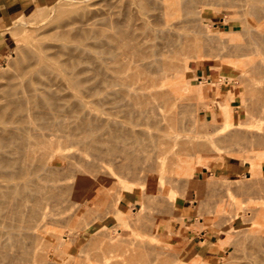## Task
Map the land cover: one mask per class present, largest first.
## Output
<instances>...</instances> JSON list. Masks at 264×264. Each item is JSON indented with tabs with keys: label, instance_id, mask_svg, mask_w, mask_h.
Returning a JSON list of instances; mask_svg holds the SVG:
<instances>
[{
	"label": "rangeland",
	"instance_id": "rangeland-1",
	"mask_svg": "<svg viewBox=\"0 0 264 264\" xmlns=\"http://www.w3.org/2000/svg\"><path fill=\"white\" fill-rule=\"evenodd\" d=\"M132 1L133 0L131 1L130 0H52L51 2H48L46 4L45 3H39V4L34 3V5L30 6L29 8H27L26 10H24L23 12L19 14H14L12 16L0 19V42L6 41L8 44V49H7V52L5 53V57L3 58V60H0V86L2 87V84L6 83L9 76L14 74L17 64L19 62L17 58L18 57L19 59L21 58V56L24 54V53L22 54V52H25L26 48L35 46L36 42L41 39L45 40L46 42L48 41L51 42L52 41L51 38H53L54 35H57L58 32H59L58 35L62 33L67 34L69 33L68 30H70V32L72 33L73 30L71 31L69 27H67L68 29L64 27L71 25L72 29H73V26H74V29H77L79 26L78 24L81 23L80 26L84 25L83 22L87 20H88L87 21L88 23L91 22L90 25L93 23L97 26L96 27L94 25V27H96L95 28L96 30L94 29V27H92L93 25L92 24L91 31H88L86 28H83L82 26L84 30L81 28V31H80V27H79V29L75 31H80V32L76 34V32L73 31L75 33H72V34H75L76 36L77 35L78 36H81V35L88 36L90 32H93V30H95L94 33L95 32L97 33L98 29H100L101 30L99 31L100 33L99 32L97 33L99 35L103 31V28L109 29L110 24L109 23L107 24V22L113 21V22H118L119 24H122L123 26L126 25V27H128L129 30L136 32L135 35L139 31L136 36H138V38L141 37L139 39L141 41H144V44L146 46V24L150 23L149 20H151V18L150 19L147 18L149 22L147 23L145 22V20H147L146 15L148 13H146L147 11L144 12L145 11L144 8H148L149 4L153 5V3H156L157 0L156 1L146 0L148 5L146 1L143 0L144 1L143 5L145 7L144 6L142 7H144L143 8L144 11L141 9L142 7H139L138 10L141 9V13L142 11L144 13L141 14L139 11V14H136L137 19H135L136 16L133 15V13L137 11L136 10L137 7H131ZM135 1L136 0H134L133 2L135 3ZM138 1L141 2V0H138ZM214 1L213 0H201L198 2L195 1L197 3L194 2L195 3L194 7L195 8L197 7V8L196 10L194 9V11L192 9L194 14L192 13L188 15L186 14L187 15L186 16L184 14L186 13L187 9L186 8L184 9V4L182 3V0H181V3H180L181 5L180 4L178 5L179 10L177 9V16L173 19V22L175 21L177 22L178 21L177 19H180L181 22L179 21L177 22V24L183 25V27H185L187 30H185V28L184 29L179 28V29L188 31L186 32V35H188V38L186 39V42H185V45H186L185 58H186L187 64L180 68V71L177 73V78L172 79L171 95L168 96L162 103V109H164L165 111L169 110L174 114V116L175 114L178 116L179 124L176 123L177 122L176 121L174 124H177V125L175 126L178 127V125H181L180 127L184 129V132L188 134L189 137L188 139H186V141L181 142L179 146L176 147V149H174L171 153H169L168 157L164 158V161L166 158L168 160L181 159L183 161V174L179 171L177 174V170L175 168H174V171L173 170L171 171L173 167L168 162L169 171L172 173H168L169 171H168V167L166 163L165 165L167 168L166 169L167 172L166 171L165 172L168 173L169 176L171 174L172 176L175 174L174 175L175 180L172 179V177H170V179H172L171 180L172 182H171L169 179V176L164 178L166 175L165 172H163L164 174L161 173L160 175H157L159 172H157L156 170H152L153 173L146 172V179H145L146 183L142 185V184H139L140 181L141 182L143 181L142 177L139 174H135V173L133 174V172H130L131 171L130 169L128 171L133 175H131L129 172H128L129 175L126 174L127 172L126 169H124L125 172L123 173V170L121 171L119 170L118 167H116L115 164H117V162L110 160L108 164L109 171L110 172L112 170L115 171V169L118 168V172L116 173L112 172L113 180L112 179H109L107 181L99 180L97 183L92 184L91 187H85L84 189V192L87 195V200L89 202L91 201V203H89V206H90V211H93L94 213L92 215V212H91L92 217L91 218L90 216L87 217L88 213L90 212L89 206H87L88 208H87L86 213L80 217V220L76 219L77 221H79L78 224L75 223L77 221L74 220L68 225V228L66 226L59 228L60 231L66 236L65 239L67 242V247H70V251H68L67 255L63 257L62 261H59L60 259L58 258L56 259H53L51 257H48L46 259L41 258L40 254L37 255V257L35 256L34 258L33 256L29 255L28 260H32V263L31 261H29L30 264H40V263L45 264L46 261L47 262L50 261L49 262L50 264L51 263L52 264L54 263L55 264L56 263L58 264H61V263L63 264H114L117 262H120L121 264H124V263L125 264H135V263L136 264H159L158 261L161 260L159 261L161 263L165 259V257H167L166 259L167 261L170 259L171 262L168 261L169 264H174L176 262H177L176 264H197L199 263L198 262L199 260L201 261L202 256H205V255H211L212 258L211 257L209 259L206 258L209 261L202 260V263L200 264H237V263L238 264H254L250 262L251 260L250 261H247V260L251 259L252 253L254 252V250L252 249V246L254 244L253 242L256 243L257 238L255 239V237H257L259 232L255 234L252 232L253 235L254 236L256 235V236L255 237L253 236L254 238L251 239L250 241V238L252 237V234L250 231L254 230V232H256L255 230L257 227L256 226L252 227V229L256 227L253 230H249V228L251 229V226H253L252 224L254 223H255L254 225H256L255 219L259 218L260 220V217H259L260 215H258L260 213H258L257 211H259L260 206L264 207L263 205L264 204V199H263L264 189L262 191L260 190L261 193H263L262 195L261 193L259 195V193L257 192L258 193L257 199L259 198V196L260 197L263 196L261 199L262 201L260 200V198L258 200L260 204L261 203L263 204L258 205L259 204L258 201H256L257 203H254L255 202L254 200H257L255 199L256 191L261 189V187L258 188V185L260 186L261 185L260 183L264 181V180L261 182L255 181L257 180L256 179L257 177L261 176L262 178L264 176V172H263L264 171V157L262 158L256 157L258 151H261L260 148L261 149L264 148V147L262 148L261 146H259V144H256L257 141H259V137L263 136L262 134H264L263 133L264 131H262L264 130V112H263L264 111V46H262L264 45V42H263L264 38L261 39V37H264V16H263L264 14L262 11L258 9L260 12H262V17L260 16L261 13L260 12L258 13L257 11H255V13L257 12L258 15H255L254 13L255 16H258L256 17L257 19L254 17V15H252L251 12H254V11L250 10L249 8L250 7L252 8V6L250 5H253V3L256 2V0H254L255 2L252 0L253 3L250 0H243V1L234 0L235 2L234 1L232 2L231 0V2L234 4L232 3L230 4L229 2L230 0H219L218 2L216 0ZM248 1H250L252 4H250V2ZM137 2H136L137 5L135 4L136 6L139 5ZM219 2L220 4H218ZM246 2L248 3L246 4ZM134 3H132V6H135ZM239 4H241L242 6H240ZM243 4H246V5H243ZM257 4L259 6H261L262 4L264 5V0L262 1L257 0ZM257 4H256V7H258ZM223 5L226 7H224ZM236 5L238 6L236 7ZM60 6L62 8L63 6H66L67 12L66 10H62ZM57 7L58 9H56ZM59 7L61 10L59 9ZM151 7H150V10L152 11L153 6ZM180 7H182L181 8L182 10H186L185 13L182 12ZM238 7L240 8L238 9ZM247 7H249L248 10L246 9ZM73 8L79 9V10L75 11V9L73 10ZM260 8H262V10L264 9V7H260ZM245 9L247 11V16L245 15L246 14ZM241 10L245 12L244 15H243L244 12ZM249 10L251 13L250 15H248ZM68 11H70V13ZM72 11H75V12H72ZM109 13H110V16H109ZM135 13H138V12H135ZM143 14L145 16L144 17L145 19L142 18L143 16L139 18V15L141 16ZM117 15H119V17ZM111 17H112V20H111ZM243 17H246V18H243ZM141 19L144 20L145 23H143ZM244 20H246L247 23H245L246 21ZM129 21L133 25L130 24ZM184 21L186 23L182 24V22ZM77 22L79 23L77 24ZM140 22L142 24H140ZM124 23H127V24H124ZM105 24L108 25V27H106ZM247 24H249L250 26ZM86 25L87 24L85 23V27ZM90 25H87V26L90 27ZM128 25L130 27L136 26L137 28L135 27L133 30V27H131L132 29H130ZM61 27H63L62 28L63 31L62 29L59 30V28ZM250 27H253L254 29ZM241 29L243 31H241ZM246 29L247 31H245ZM250 29H251L252 34L250 33ZM181 30H179L180 33L182 32ZM255 30L258 31L263 36L259 37L260 34L256 32L259 34V35L257 34L258 35L257 37H259V39L256 38L255 37L256 35H253V31L255 33ZM185 31L183 32L185 33ZM79 33H81V35ZM248 33L251 35V37L249 36ZM97 34L96 36L100 37V35L98 36ZM245 34L246 35L248 34L247 36L249 37H247ZM90 35L88 37L86 36L88 43L90 45H93V47H90L92 49V51L91 50L90 51L91 52L95 51V55H98L100 53L104 55L107 52L108 47L103 46L102 43L99 45L97 41L100 42L101 38H99L100 39L99 40L97 37H95V35L94 37H91L90 39H88ZM252 35L253 37L256 38L255 40L257 41H259L260 39L263 40V41L260 40L261 42L259 41L260 42L259 44H262L261 46L257 44V41H255L256 43L254 42L255 44H253L254 38L252 37ZM242 36H244V38ZM92 38L97 39V40H94L96 43L94 44L92 43ZM251 38L253 39L251 40ZM250 40L252 43L250 42ZM23 43L25 46H22ZM84 43L86 44L87 42L84 40ZM248 43L249 45H247ZM95 44H97L96 47H95ZM250 44L253 47L250 46ZM255 45H257L258 47L255 48L256 47ZM19 46L25 47V50L24 48H21ZM18 47L22 49V52ZM16 48H18L17 50H20V51L16 52ZM253 48L255 50H253ZM18 52L21 53V54L19 53V56L17 55ZM145 56H146V53H145ZM123 57L122 55H120V58H122V61L126 59L125 56ZM129 62L133 65L135 63H139V62H136V60L131 59V58L129 59ZM92 73H90V75L93 78L92 79L90 77L93 80V82L92 80L91 82L94 84H97L99 80H97L96 78H99V77L95 74L94 71ZM94 74L96 75V77H94L95 76ZM184 81L186 82V84L183 83ZM2 88H0V90ZM248 89H250V92ZM256 89H259V90L261 89V91H258V90L256 91ZM102 93H101V96H99L100 94L98 96L103 101H101L99 97H97L98 99L97 98L93 99L94 100L93 102L95 103L98 101L97 105L95 103L96 106H98V104L99 106H101L102 102L105 103V105L103 104V109L105 108L104 109L105 113H107L106 108H108V110L112 108L110 112H113L112 114L114 115L112 116L111 114H109L110 112L107 114L111 115L112 118L115 116L114 117L115 120L118 121L119 119V122H120V119H122L123 117L118 116L117 117L118 119H116V116L118 115V114L116 115V113L120 112L119 113L120 115H122L123 113H126L125 111H121V109L123 110L124 108L120 106L115 107V104L112 105L111 103H109L108 100H105L104 94L102 96ZM91 104L93 105V103ZM252 104L255 106L253 107L255 109L257 107L260 109H263V111L262 110L259 111L260 109L257 110V112L259 111L260 113L259 118L256 117L258 116L259 113H257L255 109L253 110L252 108V110L250 111L251 109L250 105ZM117 105H119V102L117 103ZM231 106H232L231 108L232 113L230 111L231 117H226L225 115L224 117H222L221 114H219L226 107L230 108ZM247 107L250 108L249 111ZM210 108H212L215 113V116L213 117L209 113V111H212V109ZM96 109L97 107L95 109H93L92 107V110L93 112L95 111V114L97 113L101 114L100 116L105 117V118L109 117L107 114L105 116L103 111L98 112V111H101L100 109H97V113H96ZM119 109L120 111L117 112ZM113 110H115L116 112ZM124 110H127V109L125 108ZM132 111H128V112L131 115L133 113H136L135 117L134 115H132L133 118L131 116L130 118L128 115H126L125 117L124 116L125 114H123V116L125 117L123 118V121H125V123L127 124V127L132 128L135 132L138 133V135L140 134V136H142V138L140 137L141 144L139 145L142 146L143 152L141 151V153L146 155V131H150L153 133L155 132V130L152 128L146 129V117H145L146 112H144L145 114L141 113L142 116L139 114L140 115L139 116L137 114L139 113L138 111L137 112H134L136 110H132ZM246 111L248 113L255 111L257 115L255 114L256 115L255 116L253 114V116L256 117L257 119H254L251 114L250 116L252 118L251 117L250 118L253 119V121L250 120L248 116H247L248 118L247 117L244 118L246 116L245 115ZM137 115L139 116L138 118L136 117ZM177 116L175 117V120ZM237 118H238V122H237ZM243 118L247 120L249 119L248 122L246 123L243 122L244 121ZM249 121L251 122V125ZM121 123H122V120H121ZM247 123L249 124L247 125V127L251 126V128L247 129V127L245 126ZM240 124L242 125V127L245 126L244 130H242L243 128L237 127V126L240 127ZM213 125L216 127V130ZM230 126L233 127V129L236 127L238 128V130L241 129L243 134L246 132L245 128L247 129V131L250 130L249 132H246L244 134V136L248 135V139H244V136L242 138L241 135L243 134H239V132L241 131L239 130L238 132V130L236 129L238 132V136H240L238 138L235 135V133L237 134L236 130L232 131L231 130L232 128L230 129ZM224 130H227V131L231 130L232 132H234V134L231 131H229L231 132L229 134L227 131L225 132ZM257 131H261L262 134L261 132L257 134L258 133ZM227 134L229 136L232 134L233 135V136L231 135L232 137L235 136V138L236 137L237 138L235 139L231 137L233 139L232 140L228 137ZM252 134L255 138H256L255 135L259 136L257 137L256 143L255 141H253L255 139L251 140ZM224 136L227 137V139ZM243 139L247 141L245 142ZM248 140L253 141L252 142L253 144L248 143L249 142ZM122 143L118 142V145H116L117 150H119L121 147L123 148V146L125 148V145L128 148L129 145L131 144L137 147L136 142H133L129 145H127L128 142H124V144ZM263 144L264 142L261 145L264 146ZM258 147L260 148L258 149ZM139 150L141 149L140 148L138 149V152L140 153ZM136 154L138 155L137 152ZM145 155H142L143 158L146 157ZM138 158L136 160L137 161L139 160V164H140V159H141V162H143L142 161L143 159L141 157L140 159ZM132 160L128 159L127 161L129 162L131 161L132 163ZM131 163L129 165H131ZM139 164L137 163V166ZM248 164H252L253 167L249 169L247 167ZM259 169L261 171V175H258L257 173L256 177L253 178L251 171L253 170L258 171ZM127 175L128 177H130V179L127 177ZM134 175L135 176L138 175L137 177H140L142 180L140 178L139 179L136 178ZM132 176L136 179H134ZM176 176H179L177 178L178 180L176 179ZM131 177L134 180H131L132 179ZM74 178H76V176ZM261 178L260 180H262ZM165 179L167 183L168 181H170L171 182L170 184H172L175 181L176 184L173 183L174 185L172 186L168 183L169 184L168 185L167 183H164ZM256 182L257 183L260 182V183L255 184ZM164 184H166V186ZM263 184L264 183H262V185ZM252 185H256V186L254 187ZM252 188L255 189V191H253ZM156 190L157 191L159 190V192L157 193ZM252 191L254 192L255 196L249 195L251 194ZM227 192L232 193V197L230 200L228 199ZM106 193H108L107 197H105ZM111 195L114 198H112ZM162 195H165V196H162ZM153 196L155 197L156 200L154 199ZM161 196L164 198V202L162 201L163 198ZM158 198L162 200L160 199L158 200ZM96 199L97 201H95ZM102 200L106 201L104 203L107 206L109 204V206L107 207L102 202ZM115 201L117 204L115 203ZM160 201L162 204H160ZM51 202H52L51 204H54L53 201ZM5 203H8V202L6 201ZM5 203L4 205H6ZM99 203L101 204L99 205ZM102 204L105 206L103 207ZM255 204H257V206H255ZM56 205L58 207V203H56ZM93 205L94 206L98 205L99 208L95 207L97 208L95 209L93 208L94 207ZM165 205L166 206L168 205L167 207L168 209L170 208L171 210H173V212H170L171 210L169 211L168 216H167L168 209L165 210L166 212L164 211V209H166ZM8 206L9 205L7 204V207L5 206V209L8 208ZM253 206L257 207V209L255 210L256 214H255V211H253L254 209L251 210V207L255 208ZM50 207H54V206H50ZM151 207L152 209H150ZM161 207H165V208H161ZM56 208H52V209H56ZM91 208H93L94 210ZM117 209H120L122 211L126 210L125 211L126 213H129L130 215L132 214L131 217L134 218L135 216V219H134L135 221L134 220L128 221L127 217H125L123 214H120L121 218L117 220L116 216L114 215V211H116ZM169 215L172 218L169 217ZM230 215L232 216V218L228 219ZM255 216L258 218H255ZM86 217L88 219L89 218L92 219L90 220L91 222L88 219H85ZM7 219L8 217L5 219L6 221L4 222L5 224L8 221ZM9 220H10L8 221L9 223H7L6 225H10L11 221L15 222V220L10 219V216H9ZM84 221L86 222L85 225L86 224L87 225L86 226L84 225L82 228V225H83L82 223ZM69 226H70L71 231L69 230ZM73 227L74 229H76V231L73 230L74 233L76 232L75 235L72 232ZM241 231L242 233L243 232L245 233L242 234ZM116 233H119L118 237L120 236L119 237L120 240H118ZM236 233H240L239 235L237 234L238 237ZM234 234L236 236L232 237L233 238L232 239L231 236ZM250 234L251 236L248 237V235ZM16 235H15L14 241L12 242L9 239H6V244L7 242H11V243H8L10 245L7 246L9 249H12V247H15L16 244L19 245L20 242L18 240V237L20 238V236L18 235L16 236ZM242 235L244 237H246L245 235H247L249 239L247 237L246 238L249 241L243 237L245 239L244 240L242 238ZM240 236L242 239L241 238L238 239ZM69 238L70 240H72L71 242L69 241ZM115 239H117L118 242L119 241L120 242L118 243L117 240ZM20 240L22 241V238H20ZM109 240H111V242L112 240L116 241L117 248L120 246V250L117 251L119 249L118 248L117 250L114 249L115 250L114 251L112 246L115 245L114 248H116V244L113 243V245H111ZM102 241L105 242L104 243L105 246L102 245V248H105L103 249L104 251H107L106 249L109 247V244L111 246L108 248L110 252L108 251L106 253H103L102 250L95 249L101 253V256L99 254L100 257H102V255L104 254L103 258L98 259V260L101 259L102 262L104 261L103 263H101V260L100 262L97 260L99 256L96 255L97 258H95L94 253H92L93 251L95 252L93 247L96 244L98 245L99 242L103 243ZM137 242L140 243L141 245L140 244L138 245ZM87 243L91 244V246L89 245L90 248L87 245ZM107 243H108V246L106 245ZM120 243L122 245V248L125 247L126 245V247L123 249L127 250V252L129 251L127 254H124L126 253V251L121 252L122 248H121ZM127 243H131V244H127ZM233 243L235 246L233 245ZM240 244L241 245L246 244L248 247L246 245L245 246L248 250L250 248L249 246H251L250 244H252L250 248L252 249V253H250L251 254L250 258H249L250 254H247L249 252L245 254L243 252V250L247 251L245 246L243 247V245L241 246ZM18 245H17V249H19ZM92 245L94 246L92 247ZM127 245L131 247L129 250L127 249L129 248ZM146 245L147 246L150 245L149 248ZM25 246L27 245L25 244ZM98 246L97 248L101 249ZM19 247H21V245H19ZM84 247H85V250L87 248L90 250L89 251L87 249L89 255L90 253L91 255L92 254L94 255L92 256V259L90 256L85 254L87 253V250L85 251ZM91 248H93L92 251H91ZM14 249L15 248H13L12 251ZM137 249L141 253L136 251ZM149 250L150 252H148ZM15 252H16V249H15ZM15 252L13 251V254H17V253L19 254L20 251L17 253ZM115 252L117 255L115 254ZM120 252L121 254L122 253L123 254L121 255ZM97 253L95 252V254ZM131 253H134V254L137 253L136 254L137 256L138 254H140L139 255L140 259L141 258H144V259L146 258V259L145 260L141 259L143 261H140L141 262L140 263L139 262L140 259L138 257L132 256V255H131L132 257L128 256ZM147 253L149 254L147 255ZM119 254L122 257V259L120 260L119 258L121 257ZM168 256H169V259H168ZM246 256L248 259L246 258ZM18 258L20 259L19 256L18 257L14 256L13 261L19 260ZM152 258H155V259L153 260ZM177 258H180V259H177ZM135 259L139 263L135 262ZM156 259L157 260L159 259V260L157 261ZM171 259H174V260L177 259L180 262L177 260H175L176 261L175 262L174 260H171ZM210 259L211 261L213 259V263L210 262ZM4 260H1L0 264H13L11 263L12 259L10 260L7 259L8 262ZM64 260H65V263H64ZM114 260L116 261L114 262ZM128 260L129 261L131 260L130 263H128ZM15 261H14V264L17 263ZM19 261H18L19 262L18 264H21L22 263L21 260ZM27 261L25 262L27 263ZM25 262L23 261L22 264H25ZM35 262H38V263H35ZM161 264H166V261Z\"/></svg>",
	"mask_w": 264,
	"mask_h": 264
},
{
	"label": "bare ground",
	"instance_id": "bare-ground-1",
	"mask_svg": "<svg viewBox=\"0 0 264 264\" xmlns=\"http://www.w3.org/2000/svg\"><path fill=\"white\" fill-rule=\"evenodd\" d=\"M133 1L131 2V7H137L136 8L137 11H135V10L134 11L138 12V13H135V12H134L135 14L133 13V15L136 16L135 19H137L136 14H139V11L141 13V9L143 10V8L145 7L143 5L144 1L141 0V2H139L138 0H136L135 3ZM147 1H146V3H147ZM153 1H156V0H153ZM153 1H152V3H153ZM195 1L198 2L201 0H182V3L184 4V9L186 8L188 11V13H187L186 10H182L181 9L182 7H180L182 12L185 13V11H186L185 14L183 13L184 15H186V14L188 15L191 13L194 14L193 11H194V9L196 10V8H197V7L196 8L194 7V4L197 3ZM216 1L218 2L219 0H216ZM233 1L234 0H232V2ZM250 1L252 2V0H250ZM250 1H248V2H250ZM136 2L139 5L140 4L141 5L136 6L137 5ZM206 2H208V1H206ZM229 2H230V4L232 3L231 0ZM248 2H246V4ZM251 2H250V4L253 3V2L252 3ZM132 3H134V5L135 4L136 5L132 6ZM180 3H181V0H157L156 3H153V5H151V4L148 5V3H147V5L149 6L148 7L149 9L144 8L145 11L144 10L143 11L144 12L147 11L146 13H148L146 15V19L151 18V20H149L150 21L149 24L147 23V22H149L148 19L145 20V22L147 23L146 24V46L144 44V41H141L139 39L141 37L138 38V36H136L139 31L135 35L136 32L129 30V28L126 27V25L123 26L122 24H119L118 22H113V21L107 22V24L108 23L110 24L109 29L103 28V31L101 32V34H99L100 37H97L96 34L101 30L98 29L99 28L98 27L97 28L98 31H97V33L95 32L96 33L95 34L94 31L96 30L95 28L97 26L92 23L93 24V25L91 24L92 27H94V25L96 27H94L95 30H93V32H90L91 35L88 33L90 35V37L88 39H90L91 37H94V35H95V37H97L98 39L101 38L100 42L97 41V43L99 45L102 43L103 46L108 47V50L104 55L102 53L95 55V51H93L94 52V54H93V52H91L92 49L90 48V47H93V45H90L87 41V37L89 35L88 36L86 35L87 36L86 37V36L81 35V33H79L81 36H78V35L76 36L75 34H72L75 32H76V34H78V32L81 31L82 26H83V28H86L88 31H91V29H92V27L90 25L91 22L88 23L87 22L88 20H87L84 22L82 21L84 23V25H81V26H80L81 23L78 24L79 22H77V24L79 25L78 26L76 24L78 26L77 29H79V27H80V31H75L77 29H74V26L72 29L71 25H69V26L64 25V26H66V27L63 26L64 28L69 27L71 29V31L73 30L75 32L72 31V33H71L70 30H68L69 33H67V34L62 33L60 35H58L59 34V32H58V34L56 33L57 35H54L53 38H51L52 39L51 42L48 41L49 42L48 43L43 39L38 40L36 42L35 46L26 48L25 52H22V49H21V48H24V50H25V47H21V46H19L21 48L18 47L21 50L22 54L23 53L24 54L22 56L20 55L21 58L19 59L18 56H19L20 52H18L17 60L19 62L17 61L18 64L16 63L17 67H16L14 74L9 76V78L5 84H2L3 88L0 86V88H2L0 90V261L5 259L4 261L8 262L7 259L8 260L12 259L11 263L14 264V261H15V260L13 261L14 256H17V257L19 256L20 259L19 258L18 259L21 260V262L23 263V261L25 262L29 259V255L33 256V258H34L35 256L37 257V255H39V254H40L41 258L46 259L48 257H51L53 259L58 258V259H60L59 261H62L63 257H65L67 255L68 251H70V247H67V242L65 239L66 236L60 231L59 228L64 227V226H66L68 228V225L71 222H73L76 219L80 220V217L86 213L87 208H88L87 206H89V203H91V201L89 202L87 200V195L84 192L85 187H91L92 184L97 183L99 180H106L107 181L109 179H112L113 178L112 172L113 173L118 172V168L121 171L123 170V173L125 172L124 169H126V171H127L126 174H128L129 169L131 170L130 172H133V174L134 173L139 174L144 181V182L143 181L141 182L139 180L140 181L139 184H142V185L144 183H146V180H145L146 179V172L147 173L148 172L153 173L152 170H156L157 172H159L158 174L156 173L157 175H160L161 173L164 174L163 172H165L167 169L165 163L167 164V167L169 166V164L173 167L171 169V171L172 170L174 171V168H175L177 170V174H178V171L183 174V161L181 159H179V160H177V159L168 160L166 158L164 161V158L168 157L169 153H171L174 149H176V147H178L181 142L186 141V139H188L189 135L184 132V129L182 127H180L181 125H178V127L175 126V125H177V124H174L176 121H177L176 123L179 124V122H178L179 118L176 114L174 116V114L171 111H169V110L165 111L164 109H162V103L164 102V100L168 96L171 95L172 79L177 78V73L180 71V68L187 64L186 58H185V50H186L185 42H186V39L188 38V35H186V32H188V31H185L187 29L185 27H183V25L177 24V22H179V21L181 22L180 19H177L178 21L177 22L175 21L176 23L173 22V19L177 16V9H178V5ZM239 3H241V2H239ZM244 3H245V1H244ZM255 3L257 4V0ZM255 3H253V5H250V6H252V8L247 7L246 9L248 10V8H249L250 10L254 11V12H251L252 15H254L255 11H257L258 13L260 11H262L264 14V9L262 10V8H260V7H264V5L262 4L261 6H259L257 4V6L259 7L258 8V7H256ZM128 4H129V2H128ZM203 4H205V3H203ZM218 4H220V2ZM232 4H234V3H232ZM246 4H243V5H246ZM150 5L153 6L152 11L150 10V7H151ZM239 5L242 6L241 4H239ZM129 6H130V4H129ZM142 6H144V7H142ZM237 6L238 5H236V7ZM60 7H59V9H60ZM64 7H66V6H63V8L61 7V9L66 10V12H67V7L66 8H64ZM139 7H142V8L138 10ZM224 7H226V6H224ZM253 7H254V9H253ZM239 8L240 7H238V9ZM56 9H58V7ZM74 9L75 8H73V10ZM192 9H193V11H192ZM243 9H244V7H243ZM246 9H245L246 14L243 10H241V11L244 12V13L242 12L243 15L245 14L247 16ZM78 10L79 9H75V11H78ZM250 10L248 11V15L251 14ZM70 11H68V12L70 13ZM75 11H72V12H75ZM143 11H142V13H144ZM257 12L255 13V15H258ZM262 12H260L261 17H262ZM111 13H113V12H111ZM116 14H117V12H116ZM255 15H254L255 18L258 17ZM109 16H110V13H109ZM111 16H112V14H111ZM117 16L119 17V15H117ZM130 16H132V15H130ZM260 16H259V18H260ZM140 17L144 18L145 16L143 14L141 16L139 15V18ZM240 17H241V15H240ZM243 18H246V17H243ZM111 20H112V17H111ZM107 21H109V20H107ZM139 21H140V19H139ZM141 21L143 23H145L144 20L141 19ZM244 21H246V20H244ZM85 23L87 25H90V27L87 25L85 27ZM127 23H128V21H127ZM127 23H124V24H127ZM129 23H130V21H129ZM185 23H186L185 21L182 22V24H185ZM245 23H247V21ZM130 24H132V23H130ZM140 24H142V23L140 22ZM178 25H180L182 27H180ZM247 25H249V24H247ZM63 27L59 28V30L62 29ZM87 27H89V28H87ZM106 27H108V25H106ZM131 27H133V26H131ZM131 27H130V29H132ZM135 27H133V30ZM243 27H244V25H243ZM179 28H181V29L185 28V30H181ZM250 28H253V27H250ZM247 29L245 31H247ZM179 30H181L182 32L185 31V33L181 32L182 33L181 34ZM62 31H63V29H62ZM241 31H243V30L241 29ZM84 32H86V31H84ZM256 32H258V31L255 30V33ZM250 33L252 34L251 29H250ZM255 33L253 31V35H256L255 37L258 39H259V37L263 36L258 32L260 34V36L257 37L259 34L258 33L255 34ZM253 35H252V37H253ZM82 36H83V38H82ZM249 36L251 37L250 34H249ZM249 36H247V37H249ZM242 37L244 38V36H242ZM255 37H253L254 39L251 38V40L253 39V44H255L256 43L255 41H257V40H255L256 39ZM263 38L264 37H261V39H263ZM247 39H249V38H247ZM84 40L87 42L86 44L84 43ZM94 40H97V39L92 38L93 44L96 43ZM251 40H250V42H251ZM259 41H257V44H259L263 40H261L260 42ZM249 43L247 45H249ZM259 45L261 46L262 44H259ZM22 46H25L24 43L22 44ZM96 46H97V44H95V47ZM250 46H252V45L250 44ZM255 46H256L255 48L258 47L257 45H255ZM262 46H264V45H262ZM18 48H16V52L20 51V50H17ZM259 49H257V50H259ZM253 50H255V49L253 48ZM16 52H15V54H16ZM98 52H99V50H98ZM145 53H146V56H145ZM120 55H122V57L125 56L126 59L122 61V58H120ZM130 58L136 60V62H139V63H135L134 65L131 64L129 62ZM145 58H146V60H145ZM253 69H252V71H253ZM93 71L99 77V78H96L97 80H99L97 84L92 83L93 78L90 75V73H92ZM96 75L94 77H96ZM7 77H8V75H7ZM222 78H224V77H222ZM91 80H92V82H91ZM183 83L186 84L185 81ZM102 90H104V91H102ZM248 90L250 92V89H248ZM257 90L261 91V89L260 90L256 89V91ZM100 92L101 93L104 92V93H102V96L104 94L105 100H108V102L111 103L112 105L115 104V107L120 106V107H123L124 109L126 108L128 111L136 110L134 112L138 111L139 112V113H137L138 115L139 114L141 115V113L146 112V116H145L146 117V129L152 128L155 130V132H153V133L150 131H146V155L141 153V151L143 152V150H142V146L139 145V144H141L140 141H141L142 136H140V134L138 135V133L135 132L132 128L127 127V124L125 123V121H123V118H125L126 115H128L129 117L131 116L133 118L132 115H134V117H135L136 113H133L131 115V114H129V112L127 110L121 109V111H125L126 113H128V114L123 113V114H125L124 115L125 117H124L123 114L122 115L119 114L120 113L119 112L120 109H119L117 111L119 113H116V115L118 114L116 116V119H118L117 118L118 116H122L123 118L120 117V118H122V119H120V122H119V119H118V121H116L114 118L115 116L113 118L111 117V115L112 116L114 115V114H112L113 112H110L112 110V108L109 110H108V108H106L107 113L110 112L109 114H111V115H109V114L104 112L105 108L103 109V104L105 105V103L102 102L101 103L102 105L100 104L102 106L101 107V106H99V104H98V106H96L98 101L95 102L96 105L93 102L94 101L93 99L101 96ZM262 92H263V90H262ZM99 99H100V97H99ZM101 101H103V100H101ZM118 102H119V105H117ZM91 103H93V105ZM94 105H95V107H94ZM252 105H250L251 109L248 108L249 106L247 105L248 111H249V109L251 111L252 108L255 107L254 105L253 106ZM92 107H93V109H95L97 107V109L101 110L98 112L103 111L105 116L107 114L109 117H106V118L101 117L100 116L101 114L97 113V109H96L97 114H95V111L93 112ZM231 108H232V106L230 108L226 107L219 114H221L222 117H224V115L226 117H231V113H232ZM247 108H245V109H247ZM210 109H212V108H210ZM254 109L255 108H253V110ZM258 109H260V108L257 107L255 109L256 112ZM115 110H113V111H115ZM261 110L263 111V109H260L259 111H261ZM230 111H231V113H230ZM259 111L257 113H259ZM256 112L252 111L251 113L250 112L248 113L246 111L245 112L246 116L244 118H246L247 116L250 118L251 117L250 114L253 116V114L255 115ZM209 113L212 117L215 116L213 109H212V111H209ZM104 114H103V116H104ZM138 115L136 116L137 118L140 116V115L139 116ZM259 115H260V113L256 117L259 118ZM176 116L178 119L176 118V120H175ZM256 117L253 116L254 119H257ZM137 118H135V119H137ZM244 118H243L244 121L243 120L242 121L245 123L248 122L249 119L247 120ZM251 118H250V120L253 121V119H251ZM121 120H122V123H121ZM228 120H229V118H228ZM230 120H232V119H230ZM245 120H247V121H245ZM237 122H238V118H237ZM253 124H252V126H253ZM238 125H239V123H238ZM247 125H249V124L247 123L245 126L247 127ZM250 125H251V122H250ZM245 126L242 127V125L240 124V127L239 126H237V127L243 128L242 130H244ZM237 127L233 129V127L230 126V129L232 128L231 129L232 131L236 130V129L238 130ZM248 128H251V126L247 127V129ZM247 129L245 128V131L249 132L250 130L247 131ZM215 130H216V127H215ZM231 130H229V131H231ZM237 130H236V132H237ZM239 130L241 131V129H239ZM239 130H238V132H239ZM224 131L226 132L227 130H224ZM224 131H223V133H224ZM229 131H227V132L230 134L232 131L231 132H229ZM262 131H264V130H262ZM238 132H237V134L235 133V135L239 138L240 136H238ZM257 132H258L257 134H259V132H261V131H257ZM232 133L234 134V132H232ZM239 134H243L242 131L239 132ZM244 134L241 135L242 138H243ZM253 134L251 135L252 136L251 140L255 139L253 141H255V143H256L257 137H259V136L255 135L256 136V138H255L253 136ZM261 134H262V132H261ZM231 135L230 136L228 135V137L230 139L235 138V136L232 137L233 135L232 136ZM262 135L264 136V134H262ZM263 136L259 137V141H257V143H256V144H259V146H261L262 148L264 147L261 145L264 142ZM245 137H247V138H245ZM225 138L227 139V137H225ZM244 139H248V135L244 136ZM251 140H248L249 141L248 143L253 144L252 143L253 141H251ZM118 142H121V143L123 142L122 144H124V142H128V144L126 143L127 145H129L133 142H136L137 147L131 144V145H129L128 148L125 145V148L123 146V148L121 147L119 150H117L116 145H118ZM255 143H254V145H255ZM138 147L141 149V150H139L140 153L138 152V149H139ZM259 148L260 147H258V149ZM263 149L260 148V150L263 152L258 151L256 157H258V158L264 157V150ZM116 152H118V153H116ZM136 152L138 153V155L136 154ZM140 154L145 155L146 157L143 158V156ZM140 157L143 159L142 160L143 162H141ZM137 158L140 159V164H139V160L138 161L136 160ZM118 159H120V160H118ZM126 159L127 160L133 159L132 163H131V161L129 162ZM144 159H146V160H144ZM110 160L115 161L118 164V165L115 164L116 167H118L115 169V171L114 170H112L111 172L109 171L108 164H109ZM128 162H129V164L131 163L132 166L129 165ZM168 162H169V164H168ZM137 163L139 164L138 166H137ZM247 167L250 169L253 167V165L248 164ZM168 171H169V167H168ZM166 172H165V174L167 176L165 175L164 178L169 176L168 173H172L170 171L168 173H166ZM251 172H252L251 174H252L253 178L256 177L257 173H258V175H261L260 169L258 171L253 170ZM181 173H180V175H181ZM133 174H131V175H133ZM128 175H127V177H128ZM174 175L172 176V174H171L169 176V179H170V177H172V179L175 180ZM75 176H76V178H74ZM137 176H135V177L139 179L140 177H137ZM178 177L179 176H176V179ZM259 177L261 178V176H259ZM259 177H257L256 178L257 180H255V181L261 182L264 180V178H263L264 176L261 178L262 180H260ZM128 178L130 179V177H128ZM133 178L131 180L136 179V178H134V179ZM172 179H170V181ZM165 181H166V179H165ZM165 181H164V183H167V181L166 182ZM170 181H168L169 184L172 182V181L171 182ZM257 182L255 184L260 183V182L259 183H257ZM173 183L176 184L175 181ZM173 183L170 185L173 186L174 185ZM262 183H264V181ZM262 183H260L261 184L260 186L258 185V188L261 187V189L256 191V196L254 195L253 191H255V189H253V188H252L253 191L249 195L250 196L254 195L255 199H257L258 193L260 195L261 191L264 189V186H263L264 184L262 185ZM164 185L166 186V184H164ZM252 186L255 187L256 185H252ZM246 187H247V185H246ZM244 189H243V191H244ZM101 191H102V189H101ZM158 192H159V190L157 191V193ZM245 192H247V191H245ZM263 192H264V190H263ZM147 193H149V192H147ZM107 194L108 193H106L105 197H107ZM262 194L263 193H261V195ZM243 195H245V194H243ZM162 196H165V195H162ZM227 196H228V199L230 200L232 197V193L227 192ZM262 197L259 196L260 200L262 199ZM112 198H114V197L112 196ZM259 198L257 200H254L255 201L254 203H257L256 201H258ZM154 199H155V197H154ZM159 199L160 198H158V200ZM263 199H264V197H263ZM104 200H105V198H104ZM160 200H162V199H160ZM6 201L8 203H5ZM51 201H53V203L55 205H56V203H58V207L56 205V207H57L56 208L54 204H51L52 203ZM95 201H97V199ZM162 201L164 202V198ZM102 202L104 203L106 201L102 200ZM109 202H110V200H109ZM4 203L6 205H4ZM101 203H99V205ZM115 203H116V201H115ZM152 203H154V202H152ZM168 203H170V202H168ZM7 204L9 206H8V208L5 209V206L7 207ZM95 204H97V203H95ZM160 204H162L161 201H160ZM262 204L263 203L260 204V202H259L258 205H262ZM105 205L102 204L103 207ZM50 206H54V207H50ZM108 206H109V204H108ZM255 206H257V204H255ZM255 206H253V207H255ZM95 207L99 208L98 205L94 206L93 208H95ZM146 207H148V206H146ZM167 207H168V205L166 206V209H164V211L168 209ZM52 208H56V209H52ZM93 208H91V209H93ZM97 208H95V209H97ZM161 208H165V207H161ZM261 208H263V209H261ZM150 209H152V207ZM256 209H257V207H255V208L251 207V210H253V211H255ZM170 210L171 209L169 208L167 211L168 212L167 216H168ZM89 211H90V206H89ZM125 211H122L120 209H117L116 211H114V215L116 216L117 220H119V218H121L120 214H123L125 217H127L128 221H132L135 219V216H134V218H132L131 217L132 214L130 215L129 213H126ZM91 212H92V215L94 214L93 211H90L89 212L90 215L88 213V216L87 215L86 216L87 217L90 216V218H91L92 217ZM170 212H173V210H171ZM257 212L260 213V214H258V215H260L259 216L260 220L258 217H256L258 215H256L255 218H258V219H255L256 225H254L255 224L254 223V224H252L253 226H251V229L249 228V230H253L257 227L255 230L256 232H254V230L250 231L252 234L250 241H251V239H253L256 236V235L254 236L253 233L255 234V233L259 232L257 237H255V239L257 238L256 243L253 242L254 243L253 246H252V244H250L252 246V249L254 250V252L252 253V249H250L251 246H249L250 247L249 248L250 251H249L246 248V246H247L246 244H245L246 246L243 244L242 245H243V247L245 246V248L247 249V251L243 250L244 254L247 252H249L247 254L252 253V256H251V254L249 255V258L251 256V259H248L246 256V258L248 260L246 258L245 259L247 261L251 260L250 262L254 263V264H264V207L260 206L259 211H257ZM159 213H160V211H159ZM255 214H256V211H255ZM170 215H171V213H170ZM170 215H169V217H171ZM250 215H251V213H250ZM253 215H254V213H253ZM9 216H10V219L15 220V222L11 221L10 225H6L7 223H9L8 221H10ZM230 216L228 217V219L229 218L231 219L233 215L231 217ZM7 217H8V219H7L8 221L5 224L4 222H6L5 219ZM87 217L85 219H88ZM179 217H180V215H179ZM90 218L88 219L89 221L92 220ZM249 221H250V219H249ZM253 221H254V219H253ZM78 222L79 221H77L75 223L78 224ZM85 223H86L85 221L82 223L83 224L82 228L85 225ZM258 224H259V226H258ZM254 226H256V227L252 229V227H254ZM62 229H64V228H62ZM245 229H247V228H245ZM69 230H70V226H69ZM73 230L76 231V229H74V227L72 229V232H73ZM116 232H118V231H116ZM68 233H70V232H68ZM75 233L73 232L74 235H75ZM241 233H242V231H241ZM243 233H245V232H243ZM248 233H246V234H248ZM16 234L18 236H20V238H22V241H21L20 238L18 237V240L21 243V244L19 243V245H21V247H19V245L16 244V246L12 247V249L13 248L16 249V252H15V249L13 250L15 253L20 251L19 254L18 253L13 254L12 249H9L7 247L10 245L8 243H11L12 241H14ZM118 234L119 233H116L117 237H118ZM237 234L239 235L240 233H236V235ZM251 234L248 235V237H250ZM236 235L235 234L232 235L231 238L236 236ZM238 235H237V237H238ZM245 236L247 237V235H245ZM119 237H118V240H120ZM229 237H230V235H229ZM243 237L244 236L242 235V238ZM246 237H244V238H246ZM110 238H111V236H110ZM240 238H241V236L238 239H240ZM6 239H9L11 242H7V244H6ZM11 239H13V240H11ZM9 240H7V241H9ZM115 240H117V239H115ZM118 240H117V242H118ZM123 240H124V238H123ZM69 241L71 242L72 240H70V238H69ZM248 241H247V243H248ZM253 241H255V240H253ZM109 242L111 245H113V243L116 244V248H114L115 245L112 246L113 250L114 249L117 250L118 248L119 249L117 251L120 250L119 245H118L119 247L117 248V242L116 241L112 240V242H111V240H109ZM16 243H18V242H16ZM104 243L105 242H103V243L99 242L98 245L101 244L99 246L95 243L96 245L95 246L92 245V247L94 246L93 247L94 250L95 249L102 250L103 253H106L109 251L108 248L111 246L109 244V247L106 249L107 251H104L103 249H105V248H102V245L105 246ZM108 243L106 244L107 246H108ZM25 244L27 246H25ZM127 244H131V243H127ZM139 244L140 243H138V245ZM17 245H18L19 249H17ZM87 245L91 246L90 243L89 244L87 243ZM87 245H86V247H87ZM120 245H121V243H120ZM143 245H145V244H143ZM233 245H234V243H233ZM90 246H89V248H90ZM97 246L101 249H98ZM149 246H147V247L149 248ZM125 247H126V245H125ZM125 247H123V248H125ZM128 247L129 248H127V249L129 250L131 247L130 246H128ZM93 248H91V251ZM121 248H122V245H121ZM123 248L121 249V252L126 251V253H124V254H127L129 251L127 252V250H125ZM239 248H241V247H239ZM242 249H244V248H242ZM17 250H19V251H17ZM84 250H85V247H84ZM88 250H87V253H85V254L90 256L91 259H92V256H94V255H95V258H97V256H99V254L101 256V253L98 252L97 250H95L96 253L98 252L97 254H95V252L93 251L92 253H94V255L93 254L91 255V253L89 255ZM133 251H131V252H133ZM136 251H138V249ZM116 252H115V254H116ZM121 252H120V254H121ZM148 252H150V250ZM139 253H141V252H139ZM136 254L137 253H135V254L131 253L128 256L132 255V256H136L140 259V257H139L140 254H138V256ZM148 254L149 253H147V255ZM103 255H102V257L99 256L97 258V260L99 258H103ZM111 255H113V254H111ZM121 255H120V257H121ZM144 255H146V254H144ZM115 257H117V256H115ZM210 257H211V255L202 256L201 261L199 260L198 261L199 263H197V262L196 263L200 264V263H202V260H207L206 258L209 259ZM155 258H152V259L154 260ZM94 259H93V261H94ZM120 259H122V257L119 258V260ZM141 259H144V258H141ZM141 259L139 260V262L143 261ZM147 259H149V258H147ZM166 259H167V257H165V259L161 263L166 261V264H169L168 261L171 262L169 259V256H168L169 260L167 261ZM177 259H180V258H177ZM177 259H175V260H177ZM19 260L15 261V262H17L15 264H18L20 262ZM100 260H98V261L100 262ZM171 260H174V259H171ZM29 261H31V263H32V260H28L27 263H29ZM115 261L116 260H114V262ZM130 261L128 260V263H130ZM159 261H161V260H159ZM159 261H158V263L161 264ZM177 261H179V260H177ZM207 261H209V260H207ZM38 262H35V263H38ZM49 262L50 261H48V262L46 261L45 264L46 263L50 264ZM103 262L101 260V263H103ZM135 262H138V261H136V259H135ZM210 262L213 263V259H212V261L210 259ZM27 263L25 262V264H27ZM64 263H65V260H64ZM117 263L119 264L120 262H117ZM117 263H114V264H117ZM176 263H174V264H176ZM56 264H58V263H56ZM61 264H63V263H61Z\"/></svg>",
	"mask_w": 264,
	"mask_h": 264
},
{
	"label": "crops",
	"instance_id": "crops-1",
	"mask_svg": "<svg viewBox=\"0 0 264 264\" xmlns=\"http://www.w3.org/2000/svg\"><path fill=\"white\" fill-rule=\"evenodd\" d=\"M52 0H0V19L19 14L34 5V3H48ZM8 44L6 41L0 42V60H3L7 52Z\"/></svg>",
	"mask_w": 264,
	"mask_h": 264
}]
</instances>
